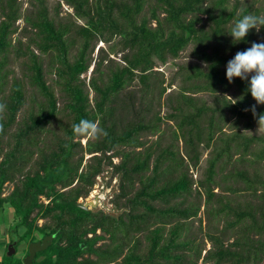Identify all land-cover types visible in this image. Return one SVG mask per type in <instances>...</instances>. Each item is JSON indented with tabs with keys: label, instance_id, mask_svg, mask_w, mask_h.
<instances>
[{
	"label": "trees",
	"instance_id": "16d2710c",
	"mask_svg": "<svg viewBox=\"0 0 264 264\" xmlns=\"http://www.w3.org/2000/svg\"><path fill=\"white\" fill-rule=\"evenodd\" d=\"M206 1L154 0L149 8V17L145 18L139 15L146 0H57L52 14H49L45 0H28L30 7L23 14L19 12L16 0H0V103L7 105L3 120L0 121L3 124V131L0 132V209L4 205L10 207L14 217V224L8 229L9 241L0 255V264H22L23 257H16L15 253L5 255L7 244L14 239L15 250L19 242H37L48 235L53 236L50 244L43 251L35 253L31 264H108L116 262L120 256L122 257L116 264H159L158 259L167 263H179L180 256L174 251L181 243L175 241L183 224L178 220L186 221L194 217L197 209H193L190 204L182 205L184 198L189 195L191 183L184 171H180L175 178L170 177L177 168L183 167L180 161L160 169V154L149 167L150 153H136L130 158L129 153L116 151L117 146L141 147L137 134L143 129L155 130V126L143 123L144 116L140 113L142 106L138 103L135 117L117 130L116 108L118 107L117 115L121 122L122 115L133 109V104L128 107L117 103L114 106L113 99L125 84H129L134 71L138 73V82L146 88L145 82L153 65L152 59L164 63L167 58H176L188 45H191L189 55L205 63L206 67H190V73L185 74L189 86L181 90L207 91L213 95V105H197L194 98L180 93V102L174 106V110L181 116L176 124L177 128L185 126L187 145L193 141L198 143L201 133L199 120L208 111L206 135L202 143L208 147L215 133L221 135L213 140L218 142L216 152L208 161L206 169L207 186L203 188L206 201L213 195L210 182L213 181L212 176L216 170L215 163L222 157L230 159L231 147L237 152L241 170L222 174L223 178L239 179L245 184V189L255 194L259 200L264 197V175L254 172L250 179L244 169L245 162H249L246 156H250V161L254 164L264 159V144H260L257 149L250 147L256 142L264 141L259 137L238 133L223 138V133L214 124L215 117L224 122L226 119L223 114L227 113L234 119V124L241 121L244 129H250L258 125V116L264 114V104H256L248 91V80L233 78L229 83L226 79L227 62L238 51L246 50L247 42H255L253 29L236 45V42L233 43L226 36L224 25L229 19H238V15H234V10L224 12L223 4L227 0H215L211 6L205 5ZM59 2L72 10V16L67 15L64 22L57 19L56 8L59 7ZM216 9L218 11L214 13ZM157 10L162 15L161 18L158 17ZM245 12L243 10L239 14L245 15ZM198 15L206 17L207 29L202 25L195 27L200 20ZM20 18L24 23L21 31L23 36L27 34V40L23 48L20 40H17L12 49L17 58H26L22 64L26 86L32 88L40 100L15 122L17 112L25 104V91L20 81L15 79H12L5 91L7 71L3 68L5 54L10 47L9 36L15 30L13 24ZM75 20L82 21V24L77 25ZM151 21H154V26H150ZM259 32L264 40V26ZM112 37L118 38L120 51L123 52L121 60L125 65L109 70L103 82L98 69L102 59L94 63L91 73L97 71L98 75L96 79L89 80L88 86L94 93L93 105L90 107L79 75L88 68L87 53L93 48L90 43L95 40L107 43ZM75 38L80 40L79 48L71 60H68L67 51ZM30 47L35 48L38 55ZM40 55H49V63L53 64L55 85L61 98L60 109L57 108V98L43 79ZM97 80L101 85H98ZM228 91L235 94L233 101L222 96ZM182 105L191 108V112H184ZM252 105H256V117L250 110ZM58 112H63V118L66 119L60 125L61 135L44 141L46 125ZM82 118L98 121L107 135L92 141L86 140L83 147L78 140L73 141L83 138L74 137L72 133V125ZM13 125L15 128L9 133V128ZM5 135L9 140L3 151L2 139ZM76 148L84 150L86 154L98 153L99 156L88 157L87 161L90 163L81 167L82 156L73 158ZM166 152L172 155L171 152ZM106 153L111 155H105ZM34 155L35 158L32 159ZM116 155H119L120 160L118 164L111 165L110 158ZM188 159L191 160V157ZM29 163L33 166L32 169L29 167L22 171ZM103 164L111 165L113 173L120 175L115 197L123 199L122 206L128 209L115 218L83 209L76 202L87 193L93 177L100 172ZM165 174L168 176H162ZM158 178L161 179L159 182ZM5 183L11 184L12 188L8 194L1 196ZM135 183L137 187H134ZM225 189L234 191L229 186ZM40 197L46 203L40 201ZM177 199L181 200L177 202ZM153 202H159L161 207H153ZM224 209L232 211L234 216L233 220L226 221L229 226L239 224L247 217L250 222L243 229V232H247L244 237L235 238L229 244L240 248L239 250L223 248L219 239L208 236L213 251L207 252L205 257L213 258V264L221 261L243 264L250 259L256 260L260 254L264 255V215L258 223L252 209L236 211L231 210L226 203L220 204L218 211L221 213ZM39 219L46 221L38 226L36 222ZM167 225L170 226L166 235H163ZM18 228L23 229L20 235L17 234ZM97 230L100 234L95 233ZM142 233L146 248L144 254H139L136 252L138 243L133 235ZM247 233L259 235V238L251 241ZM104 236L111 243H117L110 248L95 246ZM129 238H132L129 242L131 245L125 247L124 243ZM187 244L186 242L185 245ZM123 246L126 249L124 248L125 253L122 255ZM25 255L26 251L23 256Z\"/></svg>",
	"mask_w": 264,
	"mask_h": 264
},
{
	"label": "rangeland",
	"instance_id": "374dc122",
	"mask_svg": "<svg viewBox=\"0 0 264 264\" xmlns=\"http://www.w3.org/2000/svg\"><path fill=\"white\" fill-rule=\"evenodd\" d=\"M56 1L57 0H45L49 14H52ZM214 1L215 0H207L205 5L211 6L212 2L214 3ZM16 3L19 4V12L21 14L24 13V10L29 9L30 7L28 5V0H16ZM153 4L154 0H146V3L143 6L139 16L148 18L149 8H151ZM56 9L58 13L57 19H59L60 21H65L67 15L72 16V10L62 2H59V7H57ZM223 9L225 13L234 10V15H238V13L243 10H246L245 14L252 13L258 16L264 15V0H227L223 4ZM216 11H218V9L214 10V13ZM156 12L157 14H159L158 17L161 18L162 15L160 14V12L158 10ZM198 17L200 18V20L195 27L197 28L199 25H202L205 29H207L208 22L206 21V17L204 15H198ZM75 23L77 25H81L82 21L75 20ZM232 24L233 19H229L224 25V32L230 39H232V37L228 33L231 29ZM150 26H154V21L150 22ZM13 27L15 28V30L14 33L9 36L10 47L8 48V52H6L5 54L6 60L3 69L7 71V77L5 81V84H7V86L5 87V91L8 87V84L11 83L12 79L20 81V83L24 87L25 104L17 112L15 122H18V120L25 115L27 110H29V108L34 105L36 101L40 100V98L32 88L26 86L27 80L23 75L25 71L22 66L26 58H17L16 56H14V52L12 49L14 46H16L17 40H20L22 48L26 43L27 34H25L26 36H23V33L21 31L24 27L22 19H17L14 22ZM252 36L255 39L256 43H264L260 32H257L255 29L252 30ZM79 44L80 40L75 38L67 51L68 60H71V58L77 52ZM90 44L93 46V48L89 54L87 53V57L89 59L88 68L86 72L79 75V79L84 83L82 89L87 95L88 104L91 107L93 105L94 93L89 88L88 84L90 78L96 79L98 75L97 71L91 73L94 63L97 62L100 58L102 59V62L99 65L98 69L101 71L100 78L103 82L105 81L109 70H114L116 67L119 68L121 66H124L125 63L121 60L123 52L120 51L121 47L118 45L117 37H112L107 43L95 40ZM237 44L238 42H236V45ZM251 44V42H247L245 46L249 48ZM30 49H32V51L38 55V52L35 50V48L30 47ZM190 50L191 45H188L185 47V49L178 53L176 58H167L164 63H160L157 60L152 59L153 65L150 72L147 74L148 78L145 82L146 88L138 82V73L134 71V77L132 78V80L129 82V84H125L118 95L113 99L114 106L117 103H121V105H127L128 107L130 106V104H133V109L131 108L132 110H127L128 112L122 115L121 122L119 121L117 115L119 114V110L117 109L118 107L116 108L115 118L118 122L117 130H120L121 127L126 124V122L132 120V118L135 117V115L138 113V103H140L142 106V112L140 113L144 116L143 123H147V126H155V130L150 131V129H143L137 134L138 140L141 142V147L134 148L128 145L117 146L115 148L116 151L127 152L130 154V158H132V156L136 153H140L141 155L143 154V152L150 153V157L148 160L149 167L151 166L153 159L158 154H160L162 156L160 169H162L166 165H170L171 163H178L180 161L183 164V167H180L179 169L177 168V170L174 171L170 177L175 178L180 171H184L186 178L191 183L189 188V195L184 198V202L182 205L185 206L186 204H190L193 206V209H197L194 217L189 218L186 221L178 220L179 222H182L183 225L175 242L181 243V245H179L174 253L180 256V261L179 263H167L163 262L161 259H158L157 261L159 262V264H213V258L205 257L207 252L213 251V245L208 236H214V238L219 239L222 243L223 248L230 250H239L240 248L229 246V244L235 238L245 236L247 231L243 232V229L250 221L247 217H245L239 224H236L234 226L227 225L226 221L233 220L234 216L232 214V211H228L227 209H224L223 212L220 213L218 211L220 204L226 203L231 208V210L236 211L252 209L253 216L258 223L261 222V220L263 219L261 217L264 215V197L259 200L255 194H251L250 191L245 189V184L239 179L223 178L222 174L241 170V165H239L237 159L238 155L237 152H235L234 147H231L230 149V159L222 157L215 163L216 170L214 169L215 173L212 176L213 181L210 182V189L213 195L208 202L206 201V197L203 191L204 186H207V182L205 179L206 169L208 166V161L216 152L215 148L218 142L215 143V141L213 140L219 138L221 135L215 133L208 147H205L202 143V141L205 140L207 123L206 121L210 113L207 111L206 113L201 115L199 120V128L201 129V133L199 135L200 141L198 143L196 141H193L194 143L192 142V144H188L192 146L190 148V146L185 143L187 138V136L184 134L186 130L185 126H183L182 129L177 128L176 124L181 116L177 113L176 110H174V106L178 102H180V93L194 98L197 105H213V95L208 93L207 91L200 90L199 92H197L188 91L187 89L184 92V90H181V88H188L189 86L188 82L185 79V74H188V72L190 73V67L196 66L200 69H205L206 67L205 63L195 60L189 55ZM39 57L42 61L43 79L45 83L51 88L53 94L57 98V101L59 102L57 103V108L60 109L61 98L58 88L55 85V78L53 76L52 67L53 64L49 63L50 56L40 55ZM249 76H251V74H249ZM97 83L98 85H101V82L99 80H97ZM216 94L218 95L219 93ZM222 96H224V98L229 101H233L235 98V94L232 91L225 92ZM182 109L186 113H189L192 110L191 108L183 105ZM171 115L175 117H172ZM223 116L226 119L224 122L220 121V119H217L216 117L214 118V124L218 126L217 128H219L223 133V138H229L232 134L238 133L248 137H259L262 141H264V128H258V125H254L250 129H244L241 121L234 124V119L231 118L227 113H224ZM156 118H159V120H156ZM65 122L66 119L63 118V112H58L55 118L46 125L47 131L44 134L45 137L43 140L49 141L52 140V137L55 135L60 136V125L64 124ZM14 125L9 128V133L12 132L15 128ZM8 140L9 139L6 135L2 139L3 151L6 149L5 143ZM75 140H78L79 144L83 147L86 140L92 141L93 139L83 137L74 139L73 141ZM260 144H264V142H256V144H252L250 147L257 149L259 148ZM166 151L171 152L172 155H168ZM108 154L109 153H106L105 155ZM92 155L99 156L98 153L86 154L84 150L76 148V152L74 153L73 158L76 159L77 157L82 156V167L85 163H90V161H87V158ZM189 157H191V160L188 159ZM33 158H35V155L32 157V159ZM246 158L249 162H245L246 167H244V169L247 171L248 177L250 179L251 175L254 172L264 175V159L258 160L254 164L252 163V161H250V156H246ZM110 160L111 165L118 164L120 160L119 155L113 156L112 158H110ZM111 165H102L100 172L93 177V183L91 187H89L87 193L78 198L76 202L83 209L90 210L93 213L101 212L115 218L120 213L122 214V212H127L128 209L122 206L123 199H116L115 197L118 192L117 185L119 183L120 175L113 173ZM29 167L32 169L33 166L31 165V163L26 165L22 171H26V169H28ZM219 169H221V171ZM148 174L149 172L146 173V175ZM162 176L168 175L165 174ZM162 176L160 178H162ZM160 178H158V182L159 180H161ZM137 186L138 185L135 183L134 187ZM227 186L234 189V191H227L225 189ZM11 188V184L5 183L1 196L8 194ZM256 189L259 188L256 187ZM258 193L259 191L256 192V194ZM115 200L116 203L114 202ZM179 200L181 199H177V202ZM40 201L46 203V201L42 197H40ZM151 204L153 207H161V204L159 202H153ZM45 221L46 220L39 219L37 220L36 224L39 226ZM13 224L14 217L12 215V210L10 209V207L4 205L0 209V255L3 252L4 245L9 241L8 229ZM169 226L170 225L164 227L163 235H166ZM22 231V228H18L17 234L20 235ZM95 233L100 234L98 230ZM247 235L251 241H255L259 238V235L254 236L252 234L249 235V233H247ZM87 236L89 237V235ZM133 237H135L138 243L136 252L139 254H144L146 248L144 234H134ZM130 241H132V238H129V241L124 243V246L128 247L129 245H131L129 243ZM186 242L188 243L187 245H185ZM116 243L117 241L115 243H111L108 238L104 236L103 239L96 242L95 246H100L101 248H110ZM28 244L24 241L19 242V244L15 247L14 255L16 257H24L23 255ZM124 246L122 255L125 253L126 249ZM121 257L122 256H120L116 260V262L108 264L118 263ZM219 264L230 263L221 261ZM243 264H264V255L260 254L256 260L250 259L249 262H244Z\"/></svg>",
	"mask_w": 264,
	"mask_h": 264
},
{
	"label": "clouds",
	"instance_id": "9594fccd",
	"mask_svg": "<svg viewBox=\"0 0 264 264\" xmlns=\"http://www.w3.org/2000/svg\"><path fill=\"white\" fill-rule=\"evenodd\" d=\"M238 17L233 21L228 33L232 37L233 43L242 41L250 30L255 29L259 32L261 27L264 26V15L258 16L252 13L240 15L238 13ZM249 74H251L250 79ZM233 78L248 80V91H250L252 98L256 101V104H264V43L253 42L249 48L238 51L227 62L226 79L231 83ZM6 108V104L0 103V121L3 120ZM250 110L253 116L256 117V105H252ZM257 124L258 128H264V114L258 116ZM2 131L3 124L0 123V132ZM72 133L74 137H87L89 139H98L107 135V132L100 127L98 121L86 118H82L78 123L72 125Z\"/></svg>",
	"mask_w": 264,
	"mask_h": 264
},
{
	"label": "water",
	"instance_id": "95a60500",
	"mask_svg": "<svg viewBox=\"0 0 264 264\" xmlns=\"http://www.w3.org/2000/svg\"><path fill=\"white\" fill-rule=\"evenodd\" d=\"M52 237V235H48L43 237L40 241L29 243L26 248V255L22 258V264H31L35 253L43 251L50 244ZM14 245L15 240L7 244L5 252L6 256L14 254Z\"/></svg>",
	"mask_w": 264,
	"mask_h": 264
}]
</instances>
